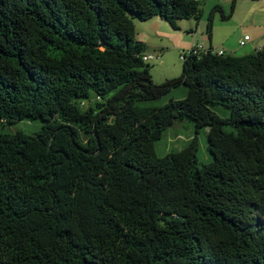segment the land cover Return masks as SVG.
<instances>
[{
	"label": "trees",
	"instance_id": "1",
	"mask_svg": "<svg viewBox=\"0 0 264 264\" xmlns=\"http://www.w3.org/2000/svg\"><path fill=\"white\" fill-rule=\"evenodd\" d=\"M199 16L197 0H0V121L42 123L0 132V264H264V51L210 47L155 84L135 40L133 19ZM183 120L194 137L159 157Z\"/></svg>",
	"mask_w": 264,
	"mask_h": 264
},
{
	"label": "rangeland",
	"instance_id": "2",
	"mask_svg": "<svg viewBox=\"0 0 264 264\" xmlns=\"http://www.w3.org/2000/svg\"><path fill=\"white\" fill-rule=\"evenodd\" d=\"M197 1L199 19L197 21L192 18L177 21L175 23L176 28L165 21H158L159 25L155 26L152 19L147 21L132 20L135 28V39L137 40L142 33H145L150 44L144 54L159 56L157 60L148 62L151 79L155 84L180 75L182 63L180 55L186 52L184 47H189L191 44L206 46L209 42L212 45H215V42H226L231 47L229 49L230 54L241 53L242 51H247L248 54L256 53L250 47L255 43L258 34L264 35V0H235L232 15L225 20L220 18L218 12H215L212 16L211 25V37L213 36V38L210 40L206 33L209 14L215 6H220L224 14L228 15L232 0ZM245 35L249 37V40L245 42L244 46H239V41ZM180 90L181 88L175 89L170 95L146 105H163L169 99L179 100L181 99ZM211 110L218 115H226L227 113L225 109L219 106H211ZM41 124L40 121L33 120H23L13 125L0 121V132L14 133L17 130H22L26 133H34L40 129ZM207 132L208 129L204 128L197 135L199 164H207L211 161L207 151ZM193 137L192 124L186 120L177 121L163 132L161 139L155 144V152L159 157L170 152H178L185 148ZM80 138L84 142L86 140L85 134L81 132Z\"/></svg>",
	"mask_w": 264,
	"mask_h": 264
},
{
	"label": "crops",
	"instance_id": "3",
	"mask_svg": "<svg viewBox=\"0 0 264 264\" xmlns=\"http://www.w3.org/2000/svg\"><path fill=\"white\" fill-rule=\"evenodd\" d=\"M152 23H154V25L155 26H158L159 25V22L158 21H161L160 19H158V18H153L152 19ZM134 30H135V28H134ZM245 36H247V35H245ZM135 37H136V35H135ZM213 38V36L211 37V39ZM244 38V37H243ZM136 40V39H135ZM136 41H139V42H142L144 45H145V51H147L148 50V47H149V43H148V39H147V37H146V34L145 33H142V35H141V37L140 38H138ZM241 41H243V39L242 40H240L239 41V43H238V45L240 44V42ZM196 45H200V44H195V45H190L189 47L188 46H186V47H184L186 50H188L189 48H191V47H193V46H196ZM245 45V44H244ZM243 45V46H244ZM201 46L202 47H204V48H212V49H215V50H219V49H221V50H224L225 51V54H227V55H232V56H244V55H246V54H248V53H246L247 51H242L241 53H233V54H230V51H229V49L231 48V47H229V45L226 43V42H215V45H212V43L211 42H209L206 46L205 45H202L201 44ZM240 46V45H239ZM252 50H254V51H264V35L262 34H258L257 35V37H256V39H255V43L252 45V47H250ZM184 50V49H183ZM179 88H181V90H180V94H181V98H183L185 95H186V92H187V90H186V88L185 87H183V86H181V87H179ZM178 88V89H179ZM173 91H175V90H173ZM173 91H171V92H173ZM171 92L168 94V95H170L171 94ZM167 95V96H168Z\"/></svg>",
	"mask_w": 264,
	"mask_h": 264
},
{
	"label": "built area",
	"instance_id": "4",
	"mask_svg": "<svg viewBox=\"0 0 264 264\" xmlns=\"http://www.w3.org/2000/svg\"><path fill=\"white\" fill-rule=\"evenodd\" d=\"M248 40H249V37L248 36H244L243 41H241L239 45L243 46L245 44V42L248 41ZM208 49L209 48H204L201 45L193 46V47L189 48L188 50H186L185 53H182L180 55V60L182 61L184 59V56L189 55V54L198 55L201 52L205 53V52L208 51ZM211 53L216 54L218 56L226 55L225 51L221 50V49L215 50V49L211 48ZM158 58H159V56H151V55H145V54H143V56H142V60L145 63H148L149 61H152V60L153 61L157 60Z\"/></svg>",
	"mask_w": 264,
	"mask_h": 264
}]
</instances>
